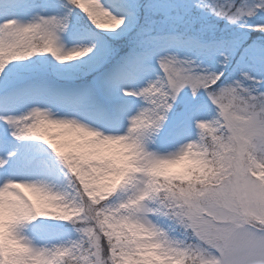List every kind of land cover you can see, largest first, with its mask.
Masks as SVG:
<instances>
[{"label":"snow or ice","instance_id":"snow-or-ice-1","mask_svg":"<svg viewBox=\"0 0 264 264\" xmlns=\"http://www.w3.org/2000/svg\"><path fill=\"white\" fill-rule=\"evenodd\" d=\"M0 264H264V0H0Z\"/></svg>","mask_w":264,"mask_h":264},{"label":"rangeland","instance_id":"rangeland-1","mask_svg":"<svg viewBox=\"0 0 264 264\" xmlns=\"http://www.w3.org/2000/svg\"><path fill=\"white\" fill-rule=\"evenodd\" d=\"M159 2L162 4V6H166L167 2H170V0H159ZM180 0H176V3H179Z\"/></svg>","mask_w":264,"mask_h":264}]
</instances>
